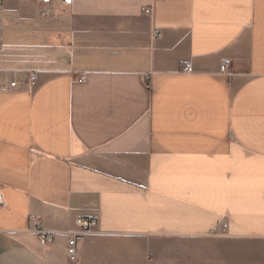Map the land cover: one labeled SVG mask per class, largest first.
Masks as SVG:
<instances>
[{
	"label": "crops",
	"instance_id": "1",
	"mask_svg": "<svg viewBox=\"0 0 264 264\" xmlns=\"http://www.w3.org/2000/svg\"><path fill=\"white\" fill-rule=\"evenodd\" d=\"M0 193V264H264V0H0Z\"/></svg>",
	"mask_w": 264,
	"mask_h": 264
},
{
	"label": "built area",
	"instance_id": "2",
	"mask_svg": "<svg viewBox=\"0 0 264 264\" xmlns=\"http://www.w3.org/2000/svg\"><path fill=\"white\" fill-rule=\"evenodd\" d=\"M40 2H45L48 0H38ZM53 2H65L67 0H52ZM143 12L147 15L151 14L149 9H144ZM231 66V61L229 59H225L220 64V72L223 74H228L229 68ZM184 72L190 73L191 68L187 65L183 68ZM36 77L35 75H31L29 77L30 84H33ZM85 76L81 75L79 81H84ZM16 82H12L10 87H15ZM6 90V89H3ZM3 205L2 196L0 193V206ZM98 220L96 217H85V218H77L75 224L77 228L80 230L79 232H71L68 233V242H67V256L70 262L77 263L78 260V238L86 233H91L92 230L97 226ZM226 228V225H223V229ZM34 233L37 236L39 243L42 246H47L48 244L52 243L53 241V232L47 231L44 229L42 223L37 222Z\"/></svg>",
	"mask_w": 264,
	"mask_h": 264
},
{
	"label": "rangeland",
	"instance_id": "3",
	"mask_svg": "<svg viewBox=\"0 0 264 264\" xmlns=\"http://www.w3.org/2000/svg\"><path fill=\"white\" fill-rule=\"evenodd\" d=\"M216 260V259H215Z\"/></svg>",
	"mask_w": 264,
	"mask_h": 264
}]
</instances>
